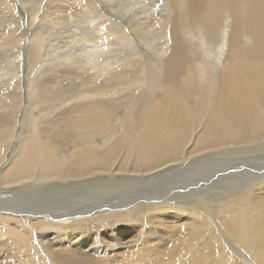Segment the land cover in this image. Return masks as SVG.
I'll return each instance as SVG.
<instances>
[{
  "label": "bare ground",
  "instance_id": "1",
  "mask_svg": "<svg viewBox=\"0 0 264 264\" xmlns=\"http://www.w3.org/2000/svg\"><path fill=\"white\" fill-rule=\"evenodd\" d=\"M10 2L3 0L8 8ZM175 2L171 1L174 7L178 4L179 11L174 8L176 13L172 12L177 16L165 22L160 19L164 23L162 40L155 43L150 38L152 33L147 36L154 42L150 45L149 41L148 46L146 40L149 54L142 57L141 47H135L133 51L139 49V53L134 58L107 67L110 56L118 53L113 48L118 46L116 42L121 38L122 42L128 41V36L121 35L125 32L121 26L124 21L111 20L107 27L102 24L107 28L105 32L101 28V32L87 30L92 46L82 43L79 49L83 51L73 55L77 49H73L74 44L73 51L67 50L72 55L64 58L63 64L59 58L62 66L90 74L96 70L94 74L99 72L98 75L88 74L82 82L75 78L73 85L67 84L68 80L66 84L64 80L38 81L36 85L31 82L29 91L23 90L21 95L0 94V264H264V164H259L264 162V0ZM95 7L94 2L85 7L90 17ZM58 9L55 13H60ZM167 13L166 19L171 12ZM82 19L79 20L83 22ZM68 20L69 17L67 22L73 21ZM57 21L53 20L52 26ZM115 21L117 30L109 34V26ZM191 28L206 35L215 30L222 34L213 62L198 61L201 54L185 39ZM14 33L0 36V52L11 46L19 49L14 50L16 62L5 65L10 71L18 70L15 78L19 79L22 71L29 76L23 69V62L28 63L29 59L23 47L31 52L32 46L38 50L45 38L37 32L36 36L29 35V42L23 45L26 39ZM128 69L144 82L130 92L131 101L125 102L130 106L124 107L129 110L125 111L117 97L111 98L116 90L105 88L110 82L124 80L123 72ZM133 80L127 77L124 81L128 86ZM80 94L86 96L84 103L80 99L69 102ZM4 99L8 100L6 106L1 105ZM57 135L61 139L68 135L69 140L62 142ZM195 163L199 169L191 167ZM240 167L260 172V180H251V184L244 180L234 190H214L213 194L201 188ZM183 169L188 171L183 172L185 177L173 192L164 189L155 194L145 187L148 178ZM35 184L36 190L81 191L79 187L84 184L109 190L90 204L72 202L68 208H59L55 202L56 209L36 205L35 210L27 207L19 194L31 192ZM195 187L200 188L194 190ZM63 218L74 220L57 222Z\"/></svg>",
  "mask_w": 264,
  "mask_h": 264
},
{
  "label": "rangeland",
  "instance_id": "2",
  "mask_svg": "<svg viewBox=\"0 0 264 264\" xmlns=\"http://www.w3.org/2000/svg\"><path fill=\"white\" fill-rule=\"evenodd\" d=\"M14 1V2H13ZM11 0V2H10V6H9V8L8 7H5V4L3 3V0H0V36L2 35H6V34H10L11 33V31H12V33H14V34H20V35H18V37H22V38H24V40L25 41H23L24 43H23V45L25 44V43H28L29 42V35H33L34 34V36H36L37 34H39V33H37V32H40L41 34H42V37L43 38H45L44 39V41L41 43V45H40V47H39V49L38 50H35L34 48H33V46H32V52L30 51V50H28L29 48L28 47H23V49L21 48L22 46H18L17 44H15V45H17L18 46V48H21L22 49V51H24V53H26L28 56H29V59L27 60V62L28 63H26V62H23L24 63V66H23V69L25 70L26 69V73H28L29 74V76H26L25 74H24V71H22V73L20 74V77H19V79H16L15 78V73L18 71H10V70H8V68L9 67H6L5 65H7L6 63H15L16 62V54H15V51H19V49H16V48H14L13 46H11L10 48H7V49H3L1 52H0V94H19V95H21V93H22V91L24 90V91H29V84L31 83V82H33L34 83V85H36L37 84V82L39 81V82H43V83H46V82H51L52 80V83H54V82H58V81H60L59 83H62L61 81H65V84H66V81L68 80V82H67V84H72L73 85V83H71V81L73 82V81H76L77 79H79V81L80 80H83V78H85L88 74H90V71H86V73L84 72H80L79 71V69H76V68H74L73 67V69H72V67H67V66H62V64H63V60H64V58H67L68 57V55L69 54H71L72 52H70V51H73V49L75 50L76 49V47H77V49L75 50V51H73L74 53H72L73 55H78V54H80L82 51L79 49V45H80V48L81 47H83V46H81L82 45V43L84 44H88L89 43V45H85V46H92V44H90V42L88 41V40H91L90 39V37H89V33H90V31L92 32V31H94V32H99V30H100V32H101V29H102V32H105L106 30H107V28H105V27H107V25H109L110 24V22H111V20L112 21H114L115 19L117 20V19H120V20H123L124 22L123 23H121L120 25L123 27V29H124V33H122L121 35L122 36H125V37H127L128 38V41H127V39H125L126 41L125 42H122V40L121 39H124V38H121L120 39V41H118V42H116V43H118V46H114L113 48H115V49H117V50H114L115 52H118L117 53V55H111L110 56V58H109V60L106 62V65H107V67H110V68H112V67H115L116 65H118V64H123V63H125V62H128L130 59H131V57L132 58H134L135 56H134V54L135 53H139V51L141 52V54H142V57L146 54H149L150 52H149V50H147L148 49V46H150V45H152L154 42L155 43H157V42H160L162 39L161 38H163V31H164V29L162 28L163 27V22H165L166 20H172V19H174L177 15H174V13H178V11L179 10H177V9H179V6H178V4L177 3H181V2H179V0H144V1H142V0H113V2H112V0H17V2H16V0ZM30 1V2H29ZM32 1H33V4H32ZM52 1V2H51ZM57 1V2H56ZM61 1V2H60ZM116 1V2H115ZM135 1V2H134ZM141 2V3H139V2ZM150 1V2H149ZM171 1L172 2H175V5L177 4V6H173V4L171 3ZM79 2V3H78ZM92 2H94V4L96 5V9L94 10V11H96L97 10V12L96 13H94V11H91L92 12V15L94 16H92V17H90L91 15H88V11H86L85 10V7L86 6H88V5H90V3H92ZM167 2H168V4H167ZM12 3H13V5H14V7L16 6V5H18V7L16 6L15 7V9H16V13L17 14H15L14 12H15V10H13L14 9V7H13V5H12ZM52 3V4H51ZM64 3V4H63ZM166 3V4H165ZM170 3V4H169ZM2 4V5H1ZM32 4V5H31ZM71 4H72V6H71ZM106 4V5H105ZM137 4V5H136ZM150 4V5H149ZM158 4H160V5H158ZM12 5V6H11ZM52 5V6H51ZM59 5H61V6H59ZM73 5H76V6H73ZM156 5V6H155ZM163 5V6H162ZM168 5H169V7H168ZM171 5L173 6V8L171 7ZM19 6H21V9H20V7ZM30 8H29V7ZM46 6V7H45ZM60 7V13H55L56 11H57V8H59ZM67 6V7H66ZM151 6V7H150ZM165 6H167L168 7V9H167V7H165ZM3 7V8H2ZM26 7V8H25ZM57 7V8H56ZM61 7H63V8H65V10L64 9H62ZM75 7V8H74ZM155 7V8H154ZM165 7V8H164ZM178 7V8H177ZM12 8V9H11ZM23 8V9H22ZM25 8V9H24ZM72 8V9H71ZM101 8V9H100ZM152 8V9H151ZM154 8V9H153ZM170 8H172V9H170ZM175 8V9H174ZM177 8V9H176ZM9 9V10H8ZM12 11H11V10ZM46 9V10H45ZM99 9V10H98ZM158 11H157V10ZM173 9H174V11H176V12H174L173 11ZM19 10V11H18ZM20 10H21V12H20ZM22 10H24V11H22ZM55 10V11H54ZM61 10H62V13H61ZM80 10V11H79ZM165 10V11H164ZM18 11V12H17ZM64 11V12H63ZM99 11V12H98ZM122 11V12H121ZM127 11V12H126ZM130 11V12H129ZM174 13H173V12ZM42 12H43V14H42ZM54 12V13H53ZM58 12V11H57ZM72 12V13H71ZM90 12V11H89ZM90 12V13H91ZM136 12V13H135ZM145 12H147V14L145 13ZM160 12V13H159ZM165 12V13H164ZM166 12H168L167 14H169L170 12V15H167V18L168 19H166V17H164V15L166 16ZM14 14V15H12V14ZM19 13H22V17L19 15ZM71 13V14H70ZM75 13V14H74ZM85 13H86V17H85ZM130 13V14H129ZM132 13H134L133 14V16H131V18H130V16L129 15H131ZM152 13V14H151ZM5 14V15H4ZM8 14V15H7ZM61 14H67V15H64V17H62L61 16ZM73 14V15H72ZM80 14V15H79ZM115 14V15H114ZM144 14H145V16H144ZM156 14V15H155ZM160 14H162V15H160ZM3 15V16H2ZM18 15V16H17ZM30 15V16H29ZM59 17H58V16ZM158 15V16H157ZM160 15V16H159ZM174 15V16H173ZM7 18H6V17ZM14 16V17H13ZM43 16H45L46 18V20L45 21H40V20H42V18H43ZM70 16H72V18L70 17ZM80 16H83V17H80ZM123 16V17H122ZM125 16H127V17H125ZM149 16V18H147V17ZM169 16V17H168ZM3 17V18H2ZM27 18V19H25V20H21L20 18ZM56 17V18H55ZM57 17H58V19H57ZM68 17H69V19L70 20H73V21H70V20H68V21H70V22H67V19H68ZM89 17L91 18V19H89ZM119 17H121V18H119ZM142 17V18H141ZM145 17V19H143ZM153 17H156L157 18V20L155 19V18H153ZM4 18H5V20H4ZM33 18V19H32ZM51 18H53V19H51ZM56 20H58L57 21V25H54V26H52V21L54 20V21H56ZM59 18H60V20H59ZM62 18H64V19H62ZM67 18V19H66ZM83 18V19H82ZM86 18V19H85ZM123 18V19H122ZM126 18H130V20L129 19H126ZM133 18H134V20H133ZM139 18V19H138ZM162 18V19H161ZM50 19V20H49ZM76 19V20H75ZM79 19H82V21L83 22H81V20H79L80 21V23H79V21L78 20ZM95 19V20H94ZM106 19V20H105ZM126 19V20H125ZM132 19V20H131ZM138 19V21H136ZM141 19H142V21L144 20V22L146 21V23L148 22L147 21V19H149V20H151V21H149V23H147V24H145L144 22L142 23V21H141ZM152 19H154V20H152ZM163 21H161V20ZM23 21V23L21 22V21ZM40 22H39V21ZM66 20V21H65ZM88 20V21H87ZM101 20V21H100ZM159 20V21H158ZM60 21H62V22H60ZM130 21H132V23H130ZM28 22H29V25L27 26V24H28ZM33 22V23H32ZM35 22V23H34ZM49 22V23H48ZM51 22V23H50ZM65 22V23H64ZM91 22V23H90ZM93 22V23H92ZM98 22V23H97ZM118 21H115L113 24H111L110 26H109V34L110 33H112L113 31H114V29L115 30H117V27H116V23H117ZM153 22V23H152ZM159 24H158V23ZM7 23V24H6ZM9 23V24H8ZM26 23V24H25ZM45 23V24H44ZM61 23H63L64 25V27H62V24ZM69 23V24H68ZM96 25H95V24ZM126 23V24H125ZM140 23H142V25H141V27H140ZM155 23V24H154ZM157 23V24H156ZM161 23V24H160ZM21 24V25H20ZM24 24H25V26H24ZM34 26H33V25ZM45 25V27L43 26L42 27V25ZM60 24V25H59ZM71 24V25H70ZM85 24V25H84ZM89 26H88V25ZM98 24V25H97ZM105 26H103V25ZM135 24V25H134ZM139 24V25H138ZM154 24V25H153ZM222 24V23H221ZM4 25H6V26H4ZM36 25V26H35ZM38 25H40V26H38ZM66 25V26H65ZM81 25V26H80ZM136 25H138V26H136ZM147 25V26H146ZM150 25V26H149ZM158 25V29L155 27V26H157ZM160 25V26H159ZM12 26V27H11ZM17 28H16V27ZM21 26H22V28H21ZM58 26H61V29H60V27H58ZM73 28H72V27ZM79 26V27H78ZM85 26H87V28L85 27ZM97 26H99V27H97ZM100 26H102V27H100ZM136 26V27H135ZM162 26V27H161ZM220 26V25H219ZM40 29H39V28ZM47 27H50V28H47ZM53 27V28H52ZM57 27V28H56ZM70 27V28H69ZM90 27V28H89ZM94 27V28H93ZM96 27V28H95ZM104 27V28H103ZM111 27V28H110ZM134 27V28H133ZM140 27V28H139ZM146 27H148V30L146 29V31H148V32H146L145 30V33H142V32H144L142 29H144V28H146ZM150 27H152L153 29H151ZM161 27V28H160ZM2 28V29H1ZM20 28L23 30V31H21L20 30ZM27 28V29H26ZM29 28H30V30H29ZM32 28V29H31ZM56 28V29H55ZM80 28V29H79ZM89 28V29H88ZM98 28V29H97ZM101 28V29H100ZM113 28V29H112ZM132 28H133V30H132ZM137 28V29H136ZM139 28V29H138ZM149 28H150V30L151 31H149ZM160 28V29H159ZM7 31H6V30ZM26 29V30H25ZM37 29V30H36ZM52 29V30H51ZM60 29V30H59ZM64 29H66V30H64ZM82 29V30H81ZM94 29V30H93ZM155 29V30H154ZM4 30V31H3ZM25 30V31H24ZM31 30H33V31H31ZM38 30H40V31H38ZM54 30V31H53ZM55 30H56V32H55ZM58 30V31H57ZM87 30H89V33H87L88 31ZM104 30V31H103ZM17 31H19V32H22V33H18ZM48 31V32H47ZM66 33L67 31V36H66V34H64V32ZM77 31V32H76ZM158 31H160V32H158ZM30 32V33H29ZM50 32V33H49ZM58 32V33H57ZM72 32V33H71ZM74 32H76V33H74ZM86 34H85V33ZM156 32H158V34L156 33ZM27 33V34H26ZM141 33L143 34V35H141ZM153 34V36L152 37H150V38H154L153 40H154V42L152 41V43H151V40L152 39H148L147 40V36L149 35H152ZM44 34V35H43ZM50 34V35H49ZM53 34V35H52ZM55 34V35H54ZM61 34V35H60ZM77 34V35H76ZM82 34H84V36L82 35ZM138 34V35H137ZM146 34V35H145ZM25 35H26V38H25ZM47 35V36H46ZM53 36V38H51L52 36ZM59 36L58 37V39L57 38H55V36ZM133 35V36H132ZM159 35V36H158ZM221 33L220 32H217L216 30L215 31H213V33H212V35H206V33L204 32V31H202V30H200V31H198V32H196L195 31V29L194 28H191V31H190V35L188 34V35H186L185 36V39H186V41L190 44V46L192 47V49L195 47L196 49V52H197V54L198 53H200L201 55H200V57L198 58V61H204V62H213V58H214V56L216 55V51H217V53L219 52V45H220V37H221ZM1 36V37H2ZM51 36V37H50ZM56 36V37H57ZM61 36H63V39H62V37ZM84 38H83V37ZM137 36V37H136ZM142 36H143V38H145L144 40H143V38H142ZM148 36V37H149ZM155 36V37H154ZM161 36V37H160ZM49 37V38H48ZM61 37V38H60ZM79 37V38H78ZM112 37V36H111ZM130 37V38H129ZM141 37V38H140ZM160 37V38H159ZM73 38H74V41H73ZM80 38H83V39H80ZM137 38V39H136ZM140 38V41H138V39ZM207 38V39H206ZM49 39V40H48ZM57 41H55V40ZM60 39V40H59ZM72 39V40H71ZM159 39V40H158ZM184 39V40H185ZM198 39V40H197ZM45 40H46V42H45ZM52 40H53V42H52ZM64 40V41H63ZM79 40H81L80 42H81V44H79ZM146 40L148 41V46H146ZM158 40V41H157ZM213 40V41H212ZM55 41V42H54ZM58 41H60L59 43H58ZM84 41H86V42H84ZM132 41V42H131ZM135 41V42H134ZM149 41H150V45H149ZM51 42V43H50ZM65 42V43H64ZM68 42V43H67ZM69 42H71V43H69ZM73 42V43H72ZM76 42V43H75ZM120 42V43H119ZM143 42H145V43H143ZM67 43V44H66ZM122 43H124V44H122ZM135 43V44H134ZM141 43H143L145 46L144 47H142L143 46V44H141ZM207 43V44H206ZM215 43V44H214ZM54 44V45H53ZM63 44H65V45H63ZM73 44V45H72ZM74 44L76 45V46H74ZM140 44H141V46H140ZM209 44V45H208ZM58 45V46H57ZM122 45V46H121ZM205 45H207V46H205ZM16 46V47H17ZM56 46H57V48H56ZM60 46V47H59ZM64 46H66V48L64 47ZM68 46V47H67ZM70 46V47H69ZM72 46H74V48L72 47ZM119 46H120V48H119ZM125 46H127V47H125ZM194 46V47H193ZM51 47H52V50H50L51 49ZM129 47V48H128ZM135 47L136 48H138V47H141V50H135V51H133L134 49H135ZM200 47H201V49H200ZM38 48V47H37ZM65 48V49H64ZM69 48V49H68ZM73 48V49H72ZM45 49V50H44ZM48 49V50H47ZM62 49H64V50H62ZM72 49V50H71ZM218 49V50H217ZM15 50V51H14ZM66 50V51H65ZM67 50H70L69 52L67 51ZM78 50H80V51H78ZM124 50H126V51H124ZM11 51V52H10ZM27 51H29V53H27ZM54 52L53 54H52V52ZM60 51H62V53L63 52H67V53H61L62 55H60V53H57V52H60ZM8 52V53H7ZM50 52H51V54H50ZM31 53V54H30ZM39 53V54H38ZM48 53V55L50 54V55H52V56H48V55H45V54H47ZM56 53H57V55H56ZM132 53V54H131ZM31 56H30V55ZM38 55V56H36V55ZM41 54V55H40ZM42 54H43V57H42ZM65 54H67V56L65 55ZM71 54V55H72ZM121 54V55H120ZM32 55H34V56H36V57H34V56H32ZM54 55V56H53ZM63 55H65V56H63ZM71 55H69V56H71ZM125 55V56H124ZM45 56V57H44ZM46 56H47V58H46ZM63 56V57H62ZM31 57V58H30ZM38 57V58H37ZM41 57H42V59H41ZM58 57V58H57ZM122 57H123V59H122ZM33 58H35L34 60H33ZM50 58V59H49ZM55 60H54V59ZM62 59V61H61V63H60V59ZM116 60H115V59ZM120 60H119V59ZM33 61H32V60ZM40 60V62H39V60ZM53 59V60H52ZM56 59H58L57 61H56ZM128 59V60H127ZM201 59V60H200ZM4 60V61H3ZM194 60H196V59H194ZM2 61V62H1ZM15 61V62H14ZM31 61V62H30ZM34 61H35V63H34ZM54 61V62H53ZM120 61V62H119ZM36 62H38L37 64H36ZM48 64V65H45L46 63ZM52 62V63H51ZM60 64H59V63ZM30 63H31V65H30ZM41 63H43V64H41ZM50 63V64H49ZM55 63V64H54ZM56 63H58V64H56ZM115 63V64H114ZM34 64V65H33ZM52 64V65H51ZM54 64V65H53ZM114 64V65H113ZM41 65V66H40ZM44 65V66H43ZM51 67H50V66ZM55 65H59L58 67L57 66H55ZM61 65V66H60ZM213 65V64H212ZM34 68H33V67ZM37 66V67H36ZM47 66V67H46ZM52 66H54V67H56L55 69L54 68H52ZM33 69H32V68ZM36 67V68H35ZM42 67V68H41ZM44 67V68H43ZM49 67V68H48ZM60 67H62V69L63 70H61V68ZM64 67H66V68H64ZM5 68H6V70L7 71H5ZM20 68V67H19ZM41 68V69H40ZM60 68V69H59ZM71 68V69H70ZM126 68V67H125ZM125 68H123V69H125ZM35 69V72L33 71ZM37 69V70H36ZM51 69V71H48V70H50ZM58 69V70H57ZM64 69L66 70V72L64 71ZM44 72H43V71ZM54 70V71H53ZM71 70H72V73H71ZM99 70V69H98ZM97 70V71H98ZM47 71V72H46ZM53 71V72H52ZM56 71V72H55ZM69 71V72H68ZM77 71V72H76ZM93 71V70H92ZM96 70H94L93 72H91V73H93V74H90V75H98L99 74V72H96V74H94V72H95ZM12 72V73H11ZM40 72H42V73H40ZM50 72V73H49ZM61 72V73H60ZM65 72V73H64ZM79 72V73H78ZM141 72H143L144 73V71H141ZM48 75H47V74ZM54 73V74H53ZM62 73H63V76H62ZM75 75H74V74ZM11 74V75H10ZM41 74V75H40ZM45 74V75H44ZM67 75V76H66ZM68 75H70V76H68ZM74 75V76H73ZM130 75V76H129ZM10 76V77H9ZM13 76V78H11ZM44 76H46V77H44ZM54 77L55 78H57V79H54ZM62 77V78H61ZM66 77V78H65ZM68 77V78H67ZM70 77V78H69ZM123 79L125 80L127 77H128V79H134L133 80V82L131 83V84H129L128 86L126 85V82L124 81V80H118V82L117 81H115V82H110L109 84H107L106 85V90L108 91H114V90H116V91H114L115 92V94L114 95H112L111 96V98L112 99H115L116 100V97H117V100L118 101H120V102H122L123 104H124V106H123V108L122 109H124L125 111H128L127 109H125L124 107H129L130 106V103L128 102V105L125 103V102H127V101H131L130 100V98H131V93H133V91H134V89H135V87H137L138 85H141V84H143V78L141 77V76H139V75H137V74H131V70H127V72H123ZM53 78V79H52ZM64 78V79H63ZM74 78V79H73ZM75 78H76V80H75ZM42 80V81H41ZM120 81L122 82V83H120ZM80 82H82V81H80ZM117 82V83H116ZM135 83V84H134ZM139 83V84H138ZM56 84V85H55ZM54 84V86L56 87V86H58V84L57 83H55ZM69 84V85H70ZM138 84V85H137ZM62 86H63V84H61ZM117 85V86H116ZM53 86V87H54ZM114 86H116L115 88H114ZM72 87V86H71ZM117 87L120 89V90H118V91H120V92H118L117 91ZM57 88H59V86L57 87ZM126 88V89H125ZM142 88V87H141ZM19 89H21V92H18V90ZM129 89V90H128ZM127 90V91H126ZM125 91L126 93H123V92ZM132 91V92H131ZM123 93V96H125V97H123V96H121V94ZM131 92V93H130ZM128 95V97L126 96V95ZM86 96H85V94H80V95H76V96H73L70 100H69V102L70 101H74V100H77V99H80V101H81V103H84L83 102V100H84V98H85ZM119 97V98H118ZM121 97H123V98H121ZM125 98V99H124ZM122 99H124V100H122ZM7 103H8V100H6V99H4V100H2V102H1V105L2 106H6L7 105ZM12 103V102H11ZM11 103H9L8 105H10ZM64 103V105L65 106H67L66 105V102H63ZM26 105V101L25 102H23V105ZM123 104H121V105H123ZM1 109H3V108H1ZM122 109H121V114L123 113L122 112ZM123 110V111H124ZM58 136V138L59 137H61L60 135H57ZM66 138V140H65V138ZM55 138H56V136H55ZM58 138H56V139H58ZM63 138H64V140H63ZM58 140H60V141H62V142H65V141H67V140H69L68 139V135H62V139L61 138H59ZM264 141V140H263ZM263 146V145H262ZM262 151H264V150H262ZM256 155V154H255ZM223 162V161H222ZM197 163H195L193 166H191V167H194V169L197 167L198 168V164L196 165ZM259 164L261 165H263L264 164V162L263 161H260L259 162ZM204 166H206V165H204ZM199 167H202V165L201 166H199ZM199 169V168H198ZM177 173H176V172ZM186 171H188V170H186ZM185 171V169H183V170H174L173 171V173L172 172H169V173H166V174H164V175H160V176H158V177H153V179L152 178H148V180H146L145 181V187H147L148 188V190L149 191H152V193L154 192L155 194H157V193H159V192H161L162 190H164V189H171L170 191L171 192H173V190L172 189H174V190H176V189H178V187H180V185L179 184H181V182H179L180 180H183L182 178L183 177H185V176H182L183 175V172H186ZM176 174H175V173ZM180 172V173H179ZM241 172V173H240ZM231 173V174H230ZM240 173V174H239ZM244 176H243V175ZM250 174V175H249ZM166 175H167V177H166ZM170 175V176H169ZM182 176L181 178L180 177H177V176ZM235 175V176H234ZM241 175V176H240ZM261 173L260 172H251L249 169H247V168H245V167H240V169L239 170H235V171H233V172H228L227 174L226 173H223V174H221L219 177H216V178H214V180H213V183L212 184H209V185H207V187L206 186H202L201 188H205V190H206V192H209L210 194H213L214 193V190L215 191H218V192H222L223 190H234V188H237V186L238 185H240L241 183L242 184H244L245 183V181L244 180H246V183H249V184H251L252 182L253 183H257L260 179H259V177H261ZM222 176V177H221ZM248 176V177H247ZM262 176H264V172H263V175ZM165 177V178H164ZM228 177V178H227ZM243 178H245V179H243ZM254 178V179H253ZM258 178V179H257ZM233 179V180H232ZM257 179V180H256ZM156 180V181H155ZM217 180V181H216ZM235 180V181H234ZM238 180V181H237ZM251 180H253L252 182H251ZM158 181V182H157ZM164 181V182H163ZM216 181V182H215ZM239 181H240V183H239ZM214 182L216 183L215 185H214ZM238 182V184H236ZM148 183V184H147ZM159 183V184H158ZM172 183H175V184H172ZM218 183H219V185H218ZM221 183V184H220ZM152 184V185H151ZM163 184V185H162ZM165 184H166V186H165ZM170 184V185H169ZM236 184V185H235ZM175 185V186H174ZM217 185V186H216ZM223 187H222V186ZM233 185V186H232ZM36 186H38V184H35L34 186H32V188H36ZM152 186V187H151ZM169 186V187H168ZM176 187V188H174V187ZM213 188H212V187ZM219 186V188H217ZM236 186V187H235ZM166 187V188H165ZM225 187V188H224ZM234 187V188H233ZM34 188V189H35ZM159 188V189H158ZM198 188H200V187H195L194 188V190L196 189H198ZM216 188V189H215ZM223 188V189H222ZM34 189H31V192L29 191L28 192V190H26V191H22V192H19V194L21 195V197H23V198H25V199H23V202L24 203H26L27 205V207H29V208H34L35 210H36V208H38L39 206L40 207H51L52 206V208H54V209H56V208H64L63 206H65L66 208H68V206H70V204H73L74 202H76V204L79 202V203H82V202H84L83 204H90V202H93V201H95V200H97L99 197H100V195H102L103 194V191L104 190H109V188H105L104 186H97L96 184L94 185V186H88L87 187V185L86 184H84L83 186H80L79 187V189H82L81 191H76V190H64L63 189V191L61 190V189H58V188H46V190H48V192H46V190H44L43 188L42 189H38V190H36L35 189V191H34ZM54 189V190H53ZM95 190V192H94V190ZM161 189V190H160ZM209 189V190H208ZM44 190V191H43ZM99 190V191H98ZM156 190V191H155ZM55 191V192H54ZM71 191V192H70ZM101 191V192H100ZM212 191V192H211ZM27 192H28V194H27ZM36 192V193H35ZM43 192V193H42ZM99 194H98V193ZM35 193V194H34ZM46 193V194H45ZM56 193V194H55ZM64 193V194H63ZM74 193V194H73ZM76 193V194H75ZM34 194V195H33ZM40 194V195H39ZM49 194V195H48ZM53 194V195H52ZM66 194V195H65ZM90 194V195H89ZM32 195V196H31ZM48 197H47V196ZM54 195H56V196H54ZM59 195H61L62 196V198H61V196L59 197ZM94 195H96V196H94ZM98 195V196H97ZM30 196V197H29ZM58 196V197H57ZM64 196V197H63ZM27 197V198H26ZM60 198V199H59ZM96 198V199H95ZM43 199V200H42ZM37 200V201H36ZM80 200V201H79ZM88 200V201H87ZM28 201V202H27ZM31 202V204H30V202ZM33 201H35V202H33ZM41 201V202H40ZM45 201V202H44ZM59 203H58V202ZM63 203H62V202ZM51 202V203H50ZM56 202V203H55ZM67 202H68V204H67ZM71 202V203H70ZM73 202V203H72ZM57 204L56 206H58V207H56V206H53V205H55V204ZM61 203V204H60ZM65 203V204H64ZM30 204V205H29ZM33 205H37L36 207H30V206H33ZM44 205H46V206H44ZM50 205V206H49ZM62 205V206H61ZM38 218H40V217H38ZM72 220H74V219H72ZM72 220H67V219H61L60 221H57V222H59V223H61V222H69V221H72ZM117 226H119V225H117ZM125 227V226H124ZM51 234V236H52V233H50ZM10 245H12V242L11 243H9ZM125 251V250H124ZM215 256V254L213 255V257ZM4 262V261H3Z\"/></svg>",
  "mask_w": 264,
  "mask_h": 264
}]
</instances>
